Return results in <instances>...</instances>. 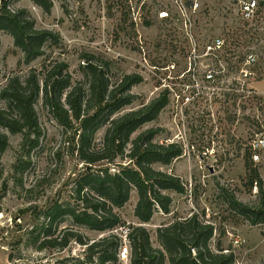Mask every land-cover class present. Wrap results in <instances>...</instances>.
Wrapping results in <instances>:
<instances>
[{
  "label": "rangeland",
  "instance_id": "374dc122",
  "mask_svg": "<svg viewBox=\"0 0 264 264\" xmlns=\"http://www.w3.org/2000/svg\"><path fill=\"white\" fill-rule=\"evenodd\" d=\"M240 1L250 0H52L51 12L46 14L31 0H8L10 11L26 10L35 28L57 33L61 43L48 45L42 57L26 64L13 38L0 31V88L11 77L24 80L31 70L42 72L44 64L58 60L67 65L72 84L82 85L88 92L89 75L84 70L87 57L94 64L107 66L111 86L125 75L142 77L130 91L134 98L123 109L125 113L167 92V68L171 63L181 68L188 62L193 48L190 38L199 44L222 38L228 48L229 42L239 44L236 51L233 49L235 56L228 60L235 64L229 74L232 82H238L246 55L256 57L250 67L254 75L243 85L253 91L251 97L226 94L211 105L200 104L189 111L170 99L155 121L131 136L133 140L147 129H159L154 142L182 148V155L170 165L152 167L178 177L185 192L164 191L172 201L169 213L157 207L151 220L141 223L134 215L138 194L132 190L123 207L113 208L121 220L113 234L122 243L126 238L131 246L128 235L140 226L148 232L151 246L163 251L157 230L196 215L199 222L213 226L212 250L218 244L230 250L235 264H260L263 260L264 222L252 225L227 201V195H232L245 205H260L263 195L257 187L249 186L253 169L264 192V0H254L263 7L252 21L243 19ZM189 4L198 5L195 13ZM183 24L191 26L186 29ZM4 107L0 101V109ZM34 109L41 130L37 138L1 128L8 147L0 158V264L84 263L89 251L73 239L65 248L40 249V242L59 241L77 233L89 246L112 234L90 230L70 214L56 216L55 209L79 211L82 206L76 201V184L86 171L107 167L114 171L118 164L128 165L129 160L84 165L77 153L71 152L66 140L69 134L50 116L42 99ZM106 129L96 133L94 143H101ZM258 140L263 144L254 150L252 144ZM128 228L130 231L125 232ZM47 230L50 234L45 233ZM109 264H130V260L117 259ZM164 264H169L167 259Z\"/></svg>",
  "mask_w": 264,
  "mask_h": 264
},
{
  "label": "trees",
  "instance_id": "16d2710c",
  "mask_svg": "<svg viewBox=\"0 0 264 264\" xmlns=\"http://www.w3.org/2000/svg\"><path fill=\"white\" fill-rule=\"evenodd\" d=\"M0 1V31L13 38L15 47L24 54L26 64L42 57L48 45L61 43L57 33L35 28L26 10L12 12L8 9V0ZM31 1L44 13L51 12L52 0ZM261 7L260 3L258 9ZM257 12L256 15H259L260 10ZM238 46L235 41L229 42L230 58L235 56ZM86 60L84 70L89 75L88 92L82 85L72 84L67 65L58 60L44 64L42 72L31 70L24 80L20 76L11 77L0 88V101L5 104L0 109V158L8 147V138L1 128L12 134L22 133L26 138L38 137L41 130L34 104L42 99L50 116L69 134L66 140L71 152H76L84 165L93 166L102 162L109 165L117 159L129 160L128 165L118 164V169L114 171L108 167L97 172L86 171L76 184V201L82 206L79 211L55 209L56 216L70 214L76 223L90 230L112 233L121 224L113 208L123 207L132 190L138 194L134 215L141 223H148L157 207L169 213L172 201L163 192L172 190L183 194L184 186L178 177L155 170L152 166H168L183 152L177 144L154 142L159 129H147L131 140L138 129L158 118L168 104L167 93L163 92L137 110L122 113L134 98L130 94L132 87L140 84L142 77L125 75L111 86L107 66L94 64L87 57ZM103 127L107 129L98 145L94 143V137ZM128 144L131 145L129 149ZM249 175L250 188L257 187L263 195L260 205H245L232 195H227V201L235 213L257 225L264 222V192L257 171L250 170ZM85 189L87 193L83 194ZM50 231L45 233L50 234ZM213 233V226L199 222L198 217L193 215L157 230L162 251L151 246L149 234L144 228L134 227L128 235L131 240L130 264H164L165 259L169 264H235L230 250L221 248L219 244L216 250L210 248ZM70 239L86 246L89 251L86 261L80 264H109L118 259L121 239L113 233L89 246L77 233L70 234V238L63 236L59 241L43 240L39 246L40 249L65 248ZM260 264H264V257Z\"/></svg>",
  "mask_w": 264,
  "mask_h": 264
},
{
  "label": "built area",
  "instance_id": "2783aa9c",
  "mask_svg": "<svg viewBox=\"0 0 264 264\" xmlns=\"http://www.w3.org/2000/svg\"><path fill=\"white\" fill-rule=\"evenodd\" d=\"M189 4L190 10L195 13L198 8L197 4ZM181 10L185 13L184 7ZM240 13L246 21H252L255 17L258 5L254 0L240 1ZM162 16L165 13H161ZM186 29L191 24H183ZM192 37L191 33H187ZM192 41V51L188 54V62L181 68L176 63L169 64L168 78L164 81L168 94V103L170 99L178 104H182L185 110H190L200 104H212L214 101L221 99L226 94L238 95L244 94L251 97L253 91L249 88L244 89V80L253 77L250 67L254 66L256 57L253 54H247L243 62L244 67L239 68L240 77L238 82H232L229 79L230 72L234 71L235 64L228 62L230 58L229 48L222 38H214L204 43ZM199 48V50H198ZM178 68V69H177ZM234 83L236 85H234ZM168 105V104H167ZM189 108V109H188ZM210 112V111H209ZM263 141H254L252 147L254 150L260 148ZM257 159V156H255ZM130 231L126 229L125 232ZM112 233H115L113 230ZM130 258V246L127 239L123 238L118 252V260L128 262Z\"/></svg>",
  "mask_w": 264,
  "mask_h": 264
},
{
  "label": "water",
  "instance_id": "95a60500",
  "mask_svg": "<svg viewBox=\"0 0 264 264\" xmlns=\"http://www.w3.org/2000/svg\"><path fill=\"white\" fill-rule=\"evenodd\" d=\"M0 212H1V209H0Z\"/></svg>",
  "mask_w": 264,
  "mask_h": 264
}]
</instances>
